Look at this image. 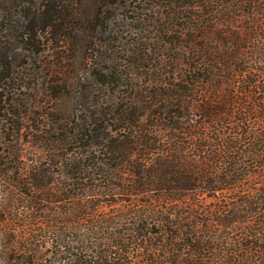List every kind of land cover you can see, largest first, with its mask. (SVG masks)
Wrapping results in <instances>:
<instances>
[{
  "label": "trees",
  "instance_id": "obj_1",
  "mask_svg": "<svg viewBox=\"0 0 264 264\" xmlns=\"http://www.w3.org/2000/svg\"><path fill=\"white\" fill-rule=\"evenodd\" d=\"M93 1L0 0V264H264V0Z\"/></svg>",
  "mask_w": 264,
  "mask_h": 264
},
{
  "label": "rangeland",
  "instance_id": "obj_2",
  "mask_svg": "<svg viewBox=\"0 0 264 264\" xmlns=\"http://www.w3.org/2000/svg\"><path fill=\"white\" fill-rule=\"evenodd\" d=\"M80 10L85 17H91L92 14L94 13V10H95L94 1L93 0H80ZM87 73L88 72L83 71V69H81L80 72L78 73V75H80V77H82V78H80L81 83H82L81 85L85 84L83 82L85 81V77H87ZM81 88H82V86H81ZM81 95L82 94L80 92L76 93V96H77L76 102H74V99L71 98L70 96H63L62 98H60L57 102V105H56L57 106L56 110H57L58 115L66 116L67 112H70L73 107H79L80 104H82L81 102H78V100L80 101V99H81ZM39 104L41 105L40 102L39 103L35 102L33 104V107H32L33 110H31V111H34L35 113H38L39 111L41 112L42 109H40V107L37 106ZM48 105H51V102H49ZM38 109H40V110H38ZM33 114L34 113H32V116L35 117V119H36L37 116H35ZM32 116H30V117H32ZM29 122H30V120H27V123H29ZM26 133L28 135V139H30L32 141L33 145L30 144V142H28L25 145V153L23 154V159L25 161V166L27 167L28 171L31 172L32 171L31 168L33 167L32 165L34 164L35 160L37 159L40 150H39V148L37 149L35 147V142H34L33 136H31L32 132L30 130H26ZM42 159H44V158H42ZM51 171H54V175H57L59 173L58 164H54L52 167L50 166V172ZM6 189H7V184L3 183V181L0 180V209H2L1 207L8 206L9 202H10V204H11V201L13 202V199H11V194H9L6 191ZM87 199H88V201H91V200L93 201V199H95V198H93L92 196H89V197H87ZM102 199L105 200L107 198H102ZM110 201H113V200L110 198ZM91 202H89V204ZM45 205H47L48 207L50 206L49 203H45ZM119 205L120 204H116V205L113 204L114 207H118ZM113 206L105 205L104 210L109 213L112 211V209H115ZM10 207H11V209L13 208V203L10 205ZM42 211L46 215H50V214L52 215V213H54L53 210L52 211L51 210L50 211L49 210L48 211L42 210ZM54 216H55V214H54ZM84 216L85 215L83 213H81V217L79 218V221L77 222L78 224H77L76 231H74L73 233H75L74 237L80 235L81 238H84V243H85L86 240H88L90 223L88 221H86L87 217L86 216L84 217ZM37 225H39V224H36L35 221H31L30 223H27L28 228H35ZM12 226H13V224H12ZM18 229H21L20 226L18 227ZM7 231H5L2 239H6L7 243H9L11 240V237H10V234L7 233ZM48 236L51 237L52 234L48 233L45 235V237H48ZM55 246H57V245H55ZM38 249H39V258L41 260H37V264H55V260H56L55 258H57V257H53V255L50 254V250L51 249L52 250L57 249V247L54 248V245L46 244L42 248L38 247ZM0 260H2V259L0 258Z\"/></svg>",
  "mask_w": 264,
  "mask_h": 264
}]
</instances>
